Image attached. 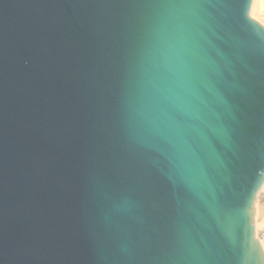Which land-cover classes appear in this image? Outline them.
<instances>
[{
	"label": "water",
	"instance_id": "95a60500",
	"mask_svg": "<svg viewBox=\"0 0 264 264\" xmlns=\"http://www.w3.org/2000/svg\"><path fill=\"white\" fill-rule=\"evenodd\" d=\"M253 0H0V264H264ZM199 39L191 153L145 129Z\"/></svg>",
	"mask_w": 264,
	"mask_h": 264
},
{
	"label": "snow or ice",
	"instance_id": "6c2138e0",
	"mask_svg": "<svg viewBox=\"0 0 264 264\" xmlns=\"http://www.w3.org/2000/svg\"><path fill=\"white\" fill-rule=\"evenodd\" d=\"M201 49L198 38H181L175 49L173 78L145 114V130L156 139L174 142L182 157L191 153L193 144L188 141L195 143L207 123L200 108L205 75Z\"/></svg>",
	"mask_w": 264,
	"mask_h": 264
},
{
	"label": "bare ground",
	"instance_id": "6f19581e",
	"mask_svg": "<svg viewBox=\"0 0 264 264\" xmlns=\"http://www.w3.org/2000/svg\"><path fill=\"white\" fill-rule=\"evenodd\" d=\"M250 16L254 17L255 19L259 20L261 23L264 24V0H253L252 1V5H251V9H250ZM262 190H264V183L261 186V188L259 189L257 196H256V200L258 202V213L256 216V220H255V234L256 237L259 233V231L261 229H264V204L260 203L259 198H258V194L260 192H263Z\"/></svg>",
	"mask_w": 264,
	"mask_h": 264
},
{
	"label": "built area",
	"instance_id": "2783aa9c",
	"mask_svg": "<svg viewBox=\"0 0 264 264\" xmlns=\"http://www.w3.org/2000/svg\"><path fill=\"white\" fill-rule=\"evenodd\" d=\"M258 240L260 241L263 250H264V229H261L257 235Z\"/></svg>",
	"mask_w": 264,
	"mask_h": 264
},
{
	"label": "rangeland",
	"instance_id": "374dc122",
	"mask_svg": "<svg viewBox=\"0 0 264 264\" xmlns=\"http://www.w3.org/2000/svg\"><path fill=\"white\" fill-rule=\"evenodd\" d=\"M252 17V16H251ZM252 18H254V17H252ZM255 19V18H254ZM255 20H257V19H255ZM260 24H262L263 26H264V24L263 23H261L259 20H257ZM258 198H259V201H260V203H262V204H264V191L263 192H260L259 194H258Z\"/></svg>",
	"mask_w": 264,
	"mask_h": 264
}]
</instances>
